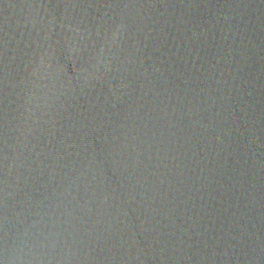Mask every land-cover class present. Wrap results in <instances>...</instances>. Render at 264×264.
Here are the masks:
<instances>
[{
    "label": "water",
    "instance_id": "water-1",
    "mask_svg": "<svg viewBox=\"0 0 264 264\" xmlns=\"http://www.w3.org/2000/svg\"><path fill=\"white\" fill-rule=\"evenodd\" d=\"M0 264H264V0H0Z\"/></svg>",
    "mask_w": 264,
    "mask_h": 264
}]
</instances>
